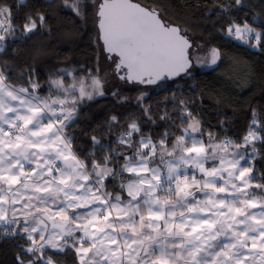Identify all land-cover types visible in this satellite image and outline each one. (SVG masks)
<instances>
[{
  "label": "snow or ice",
  "instance_id": "snow-or-ice-1",
  "mask_svg": "<svg viewBox=\"0 0 264 264\" xmlns=\"http://www.w3.org/2000/svg\"><path fill=\"white\" fill-rule=\"evenodd\" d=\"M235 5L242 8V0ZM58 7L80 19L93 11L95 66L80 76L75 67L50 70L44 84L28 68L16 85L6 74L13 69L0 67V228L23 240L17 264H60L69 252L72 264H264V173L252 164L256 143L264 145L257 111L239 143L217 140L173 92L158 138L145 133L139 113L119 128L112 115L82 157L68 129L81 105L105 95L110 79L162 86L206 61L185 29L136 0H62ZM46 19L27 14L21 35L30 38ZM12 20V8L0 5V52L16 38ZM222 32L251 47L264 41V31L247 21L233 20ZM210 54L215 64L220 50ZM143 100L141 93L136 106L155 126ZM109 183L118 187L109 191Z\"/></svg>",
  "mask_w": 264,
  "mask_h": 264
},
{
  "label": "trees",
  "instance_id": "trees-1",
  "mask_svg": "<svg viewBox=\"0 0 264 264\" xmlns=\"http://www.w3.org/2000/svg\"><path fill=\"white\" fill-rule=\"evenodd\" d=\"M136 1L157 9L165 21L185 29L189 39L190 35L205 34L220 50L219 59L211 68L196 73L191 68L175 82L167 81L162 86H142L119 80L118 87L108 85L103 97L80 106L76 122L68 129V133L76 137L74 147L80 155L87 156L91 150V136L101 135L100 129L106 127V121L112 115L120 118L119 128L126 126L125 117L129 113H139L145 133L150 131L154 139L158 138L166 127L159 117L165 104L171 111L173 92L177 95V102L185 100L191 112L201 119L204 132L214 133L217 139L227 136L240 141L252 120L253 109L258 114L257 130L260 131L264 127V41L259 47H251L226 38L222 29L235 20L240 24L247 21L259 31H264V0H248L242 8L236 7L235 0ZM61 4L62 0H52L50 7L48 0H26L23 6H19L18 0H0V5L12 8V23L19 29L15 39L3 42L5 49L0 52V67L7 65L13 69L11 73H6L10 75L9 83L19 84L18 74L28 68L36 69L41 84H44L50 70L75 67L79 71L83 67L87 72L95 66L99 45L93 11L88 10L86 17L80 19L70 10L58 7ZM229 5L231 7H227ZM226 7L227 14L223 11ZM37 13L46 15L45 27L38 28L30 38H24L21 33L25 16ZM256 14L262 22L255 24L252 18ZM116 90H119V95L113 97L112 92ZM46 92V88L42 89L41 94ZM141 93H146L143 105L151 107L155 126L144 118L136 106V98ZM120 97L128 99L123 104H117ZM172 130L179 132L178 128ZM261 134L264 135V132ZM204 138L207 139V135ZM104 142L108 143V140ZM256 147L258 154L252 164L259 175L264 173V145L257 142ZM88 160L90 163L91 158ZM108 187L111 191L118 185L109 183ZM22 243L19 237L3 236L0 228V264H17L18 245ZM59 259L60 264H72L73 253L69 252Z\"/></svg>",
  "mask_w": 264,
  "mask_h": 264
},
{
  "label": "rangeland",
  "instance_id": "rangeland-1",
  "mask_svg": "<svg viewBox=\"0 0 264 264\" xmlns=\"http://www.w3.org/2000/svg\"><path fill=\"white\" fill-rule=\"evenodd\" d=\"M246 2H248V0H242L243 4L246 3ZM252 21L255 24L259 23V22H262L261 18L257 14L253 16ZM251 26L254 27L253 25H251ZM254 28H256V27H254ZM256 29H257V31H259L258 28H256ZM199 32H201V28H200ZM204 35H203V33H200L197 36H191L190 35V40L193 43L192 51L195 53L196 56L200 57L202 61H206V62H203V63L194 62V65L192 67V72L193 73H196L198 71L211 68V67H213L215 65V64L211 63L210 50L212 48H216V46L211 43V41H212L211 39L206 38ZM224 36H226V38H228L227 35L224 34ZM253 43H255V38H253ZM84 73H86L85 70H84V72L77 71L76 75L80 76V75H83ZM108 85H111V86H114V87H118L117 80H111L110 79L109 83L106 85V87H108ZM143 94H144V96L146 95V93H143ZM204 139L207 140L206 138H204ZM231 139L235 140L237 143L240 142V141H238L235 138H231ZM217 140H221V139H217ZM13 227H15V226H13Z\"/></svg>",
  "mask_w": 264,
  "mask_h": 264
},
{
  "label": "water",
  "instance_id": "water-1",
  "mask_svg": "<svg viewBox=\"0 0 264 264\" xmlns=\"http://www.w3.org/2000/svg\"><path fill=\"white\" fill-rule=\"evenodd\" d=\"M136 2H138V1H136ZM138 3H140V2H138ZM142 6H144V7H147V6H145V5H143L142 3H140ZM147 8H149V7H147ZM96 29H97V27H96ZM97 33H98V29H97ZM190 40V39H189ZM191 41V40H190ZM182 74H184V73H181L180 74V76L182 75ZM179 76V77H180ZM179 77H175L174 78V80H176V79H178ZM169 81H173V80H169ZM129 84H137V83H129ZM140 85H142V84H140ZM158 85V84H157ZM143 86H156V85H147V84H143Z\"/></svg>",
  "mask_w": 264,
  "mask_h": 264
},
{
  "label": "bare ground",
  "instance_id": "bare-ground-1",
  "mask_svg": "<svg viewBox=\"0 0 264 264\" xmlns=\"http://www.w3.org/2000/svg\"><path fill=\"white\" fill-rule=\"evenodd\" d=\"M140 85V84H139ZM143 86V85H142Z\"/></svg>",
  "mask_w": 264,
  "mask_h": 264
}]
</instances>
